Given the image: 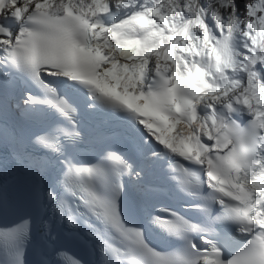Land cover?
<instances>
[{
  "label": "snow or ice",
  "instance_id": "1",
  "mask_svg": "<svg viewBox=\"0 0 264 264\" xmlns=\"http://www.w3.org/2000/svg\"><path fill=\"white\" fill-rule=\"evenodd\" d=\"M0 77V264H264V0H0Z\"/></svg>",
  "mask_w": 264,
  "mask_h": 264
},
{
  "label": "trees",
  "instance_id": "2",
  "mask_svg": "<svg viewBox=\"0 0 264 264\" xmlns=\"http://www.w3.org/2000/svg\"><path fill=\"white\" fill-rule=\"evenodd\" d=\"M237 7L242 13L243 12V0H237Z\"/></svg>",
  "mask_w": 264,
  "mask_h": 264
}]
</instances>
